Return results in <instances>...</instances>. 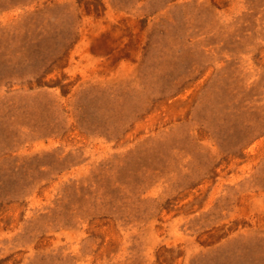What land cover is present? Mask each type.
Returning a JSON list of instances; mask_svg holds the SVG:
<instances>
[{
	"label": "rangeland",
	"instance_id": "obj_1",
	"mask_svg": "<svg viewBox=\"0 0 264 264\" xmlns=\"http://www.w3.org/2000/svg\"><path fill=\"white\" fill-rule=\"evenodd\" d=\"M0 264H264V0H0Z\"/></svg>",
	"mask_w": 264,
	"mask_h": 264
}]
</instances>
